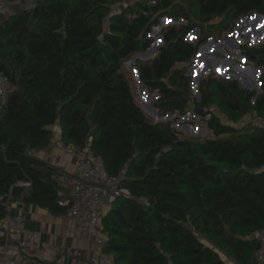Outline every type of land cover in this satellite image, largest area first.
I'll return each instance as SVG.
<instances>
[{
    "label": "trees",
    "instance_id": "1",
    "mask_svg": "<svg viewBox=\"0 0 264 264\" xmlns=\"http://www.w3.org/2000/svg\"><path fill=\"white\" fill-rule=\"evenodd\" d=\"M126 1L39 0L32 9L0 12V75L7 79L0 107V219L5 196L65 213L48 182L57 169L31 154L50 147L56 125L60 144L88 145L101 171L130 193L102 218V252L112 264H225L219 253L254 264V234L264 228V130L236 125L249 110L264 117V43L240 47L263 69L258 94L209 73L197 84L199 99L190 101L188 70L199 48L213 35L217 42L232 32L237 18L264 17V0H153L151 6L135 0L112 11ZM161 16L183 23L162 27L155 54L137 58L134 71L156 92L157 111L182 117L202 109L204 115H196L210 114L205 123L213 137H181L172 120L154 121L135 99L124 61L148 48ZM194 29L199 36L189 41Z\"/></svg>",
    "mask_w": 264,
    "mask_h": 264
},
{
    "label": "built area",
    "instance_id": "2",
    "mask_svg": "<svg viewBox=\"0 0 264 264\" xmlns=\"http://www.w3.org/2000/svg\"><path fill=\"white\" fill-rule=\"evenodd\" d=\"M38 1L39 0H13L10 3L7 2V0H0V10L5 8L8 4L15 6L16 12L24 9H32ZM147 3L151 6L155 4V1L148 0ZM127 17L130 19L129 15H127ZM164 21L165 23L168 21L167 17H165ZM164 26L167 25H162L161 23L160 27L157 29L159 39H161L160 30ZM189 34L187 35V39ZM193 36H195V34H193ZM211 39L212 38L209 40L211 41ZM206 43L204 45H206ZM242 45L248 44L246 42ZM240 52L241 50L239 49V53ZM241 56L243 55L241 54ZM197 57H200V54L197 53L195 56L194 64ZM243 59L246 62H250L245 59L244 56ZM250 64L253 65L251 62ZM259 69L260 73L258 75L256 74L254 84V90L257 94L260 93L258 78L263 71L262 68ZM6 86L7 79L0 75V107L7 98ZM188 115H190V113ZM209 119L210 114H207L203 119L196 115L195 122H206ZM240 123L249 132L264 130V117L255 110L246 112L242 116ZM58 153L65 154L74 161L73 171L57 169L51 172L48 177V182L52 184L55 190L57 205L65 210L66 215L73 223V227L66 230V236L73 238L77 230L82 232L90 231L95 250L89 259V263L112 264L111 257L102 252V248L107 240L102 218L106 209L117 199L127 198L130 196V193L127 188L119 186L118 178L109 177L101 171L100 158L93 154L88 145L82 150H76L73 147H66L61 144L58 146ZM123 176L124 170L121 172L120 177L122 178ZM24 185L28 186V183ZM0 233H4L7 236H17L18 250H21L26 257L32 258L34 264H75V260L71 256V251H67L66 254H64L60 247L41 242L34 232L23 226L22 216L20 214L13 215L8 208L6 215L0 219ZM254 238L257 240L258 246L253 252L252 260L254 264H264V228L256 232ZM219 256L223 261L228 260L224 254L219 253ZM0 264L19 263L14 258L6 257L4 254L0 253Z\"/></svg>",
    "mask_w": 264,
    "mask_h": 264
},
{
    "label": "crops",
    "instance_id": "3",
    "mask_svg": "<svg viewBox=\"0 0 264 264\" xmlns=\"http://www.w3.org/2000/svg\"><path fill=\"white\" fill-rule=\"evenodd\" d=\"M231 37V35L228 36V38ZM218 39L219 40L216 43H218L219 48H216L215 50H212L209 54H206L207 60L220 59L221 61H223L222 59L224 58V51L223 48H220V46L223 47V41L226 38L222 36ZM211 41L213 40L211 39ZM242 44L243 37L240 39V42L237 45L238 52H236V56L241 62L240 64L238 61H234V63H231V69L229 70V72L231 71L232 74L230 75V77H223L221 76V74L223 73H219L218 71H215L213 73L225 79L237 80L241 88L243 89L254 90L256 78L255 66L251 65L250 62L244 61V59L239 56L241 53H239V49ZM209 73L210 72L205 69L202 70L199 75V81L204 77V75H207ZM165 115L167 116L166 119L170 120H178L179 118H182L179 117V115L177 114L172 116L169 114ZM170 120L161 121L166 122ZM186 121L187 125L183 127L184 129L181 127L178 129L182 133L181 137L198 136L184 133L187 128H190V124L188 123L189 121L187 119ZM221 121H223V119H221ZM195 123L199 126L201 125L200 122ZM52 131H54L55 134L54 138L52 137V144L50 145V147L46 150L38 152L33 151L31 152V154L36 158L44 161L46 164L53 168L64 171H73L74 161L65 154L58 153V146L61 145L59 141L58 128L53 127ZM210 137H213V135H210ZM6 206V208H8L13 215L20 214L22 216L23 226L26 229L34 232L41 242L49 243L60 247L63 250L64 254H66L67 251H71V256L75 260V264H90L89 259L95 250L94 242L92 241L91 237V232H82L80 230H77L73 238L67 237L66 230L72 228L73 223L68 218L66 213L61 215H53L46 209L40 208L33 204L21 203L9 197ZM109 208H107L106 211ZM17 238L18 237L14 235L7 236L4 233H0V253L4 254L6 257L14 258L19 264H34L32 262V258L26 257L21 252V250H18ZM223 262L225 264H236L229 258L228 260Z\"/></svg>",
    "mask_w": 264,
    "mask_h": 264
},
{
    "label": "rangeland",
    "instance_id": "4",
    "mask_svg": "<svg viewBox=\"0 0 264 264\" xmlns=\"http://www.w3.org/2000/svg\"><path fill=\"white\" fill-rule=\"evenodd\" d=\"M134 1L135 0H127L126 3L117 4L112 7V11L114 12L120 9H124L126 7L125 6L126 4H132ZM174 1L176 3H179V4L182 3L185 5L187 0H174ZM15 10H16L15 6L8 4L5 8L1 9L0 12H2V14L4 15H7V14L14 12ZM164 19L165 17L161 16L159 18L158 26L151 28V32H150L151 42L148 45V48L144 50L145 53L143 51L136 52L134 55L129 56L124 61L125 71L128 74V78L132 80L135 99L137 103L139 104V106L141 107V109L143 110V112H145V114L149 116L151 119H153L154 121H161V120L165 121V120H170V119H166L167 116L165 115V113L163 114L154 108V100L157 98L155 95L156 92H152L146 88L141 87V83L136 77V73L134 71L133 65L137 58L144 61V60L151 58L155 54L158 45L161 44V41H160L161 39H159V34L157 32V29L160 27L161 23L162 25L163 24L170 25L172 23H176V24L183 23L182 19L179 21H175L173 18L167 17L168 21L166 23ZM233 24H234V28L232 32L231 33L228 32L225 35L226 39L223 41L224 45L223 47L220 46V48H223V51H224V58L222 59L223 61H221L220 59L207 60L206 54H209L212 50L219 48L218 43L215 42L217 37L214 35H213L212 44L209 46L206 45L203 52L200 53V57H197V59L195 60L193 69L190 72L191 77H192V84H191V96L192 97L190 98V101L197 98L196 91H194L192 85L196 84V87H195V90H196L197 84L199 82V75L202 72V70L205 69L210 73L218 71L219 73H223L221 74V76L226 77V78L230 77V75L232 74L231 71L229 72V70L231 69V63H234V61H238L240 64L241 62L237 58L236 52H238L237 45L239 44L240 39L242 37H243V44L247 42L248 45H241L240 47L246 46L247 48H251L258 44L264 43V18H260L254 13H250L245 17L237 18L233 22ZM190 33H192V31ZM229 35H231L232 37L228 38ZM198 36H199V33L195 34V36H193V34H189L188 40L195 41L198 38ZM144 54H146V56H144ZM239 56L241 57V53ZM205 76L206 75H204V77ZM211 111L216 116L220 117V119H223L222 122H227L226 118L222 116L215 107H211ZM189 113L190 115H188ZM195 118H196V115L193 112V110L191 111L189 110L186 115L182 116V118H179L178 120H172L174 124L173 127H175V129H179L180 127L181 128L185 127V125H187L186 124L187 123L186 119H187L189 121L188 123L190 124V128H187L184 131V133L190 134V135H198L200 137H210V135H213L211 131L207 128V125L204 121L201 122V125L199 126L194 122ZM240 124L241 123H239L236 126L238 128H242L243 126ZM54 127L58 128L56 125ZM54 134L55 133L53 131V138H54Z\"/></svg>",
    "mask_w": 264,
    "mask_h": 264
},
{
    "label": "water",
    "instance_id": "5",
    "mask_svg": "<svg viewBox=\"0 0 264 264\" xmlns=\"http://www.w3.org/2000/svg\"><path fill=\"white\" fill-rule=\"evenodd\" d=\"M254 14L257 15V16H259L260 18H263L262 15H258L257 13H254ZM197 32H198V30L195 29V30L192 32V34H197ZM206 45H207V46L211 45V41L208 40V42L206 43ZM206 45H202V46L199 48L198 54H200L201 52H203V50H204V48H205ZM250 54H251V53H250ZM144 56H146V54H144ZM241 57L243 58V56H241ZM263 61H264V59H263ZM251 63H252V61H251ZM252 64H253V63H252ZM191 70H192V67L189 68L188 73H190ZM255 70H256V74L258 75V74L260 73V69H259V68H255ZM197 80H198V79H197ZM195 85H196V84H193V85H192L194 91H196V90H195ZM141 87H142V88H145L144 85H142V84H141ZM155 95L157 96L156 93H155ZM196 97H197V100H198L199 97H198L197 92H196ZM195 112L198 113L200 116H203V115H204V112H203L202 109H196ZM214 166H215L219 171H222V169H221L217 164H215ZM7 200H8V197L5 196V197H3V198L1 199V203L6 204V203H7ZM184 211H185L186 213H188V205H187V204H186V206H185ZM167 259L170 260V256H167Z\"/></svg>",
    "mask_w": 264,
    "mask_h": 264
}]
</instances>
